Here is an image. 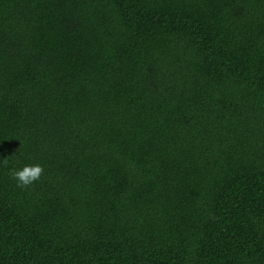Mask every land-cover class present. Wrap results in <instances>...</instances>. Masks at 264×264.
Here are the masks:
<instances>
[{"label": "trees", "instance_id": "obj_1", "mask_svg": "<svg viewBox=\"0 0 264 264\" xmlns=\"http://www.w3.org/2000/svg\"><path fill=\"white\" fill-rule=\"evenodd\" d=\"M0 264H264V0H0Z\"/></svg>", "mask_w": 264, "mask_h": 264}]
</instances>
